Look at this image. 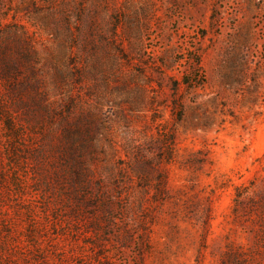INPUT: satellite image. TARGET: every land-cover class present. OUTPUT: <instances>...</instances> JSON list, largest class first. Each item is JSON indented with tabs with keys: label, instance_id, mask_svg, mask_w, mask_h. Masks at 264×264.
<instances>
[{
	"label": "rangeland",
	"instance_id": "rangeland-1",
	"mask_svg": "<svg viewBox=\"0 0 264 264\" xmlns=\"http://www.w3.org/2000/svg\"><path fill=\"white\" fill-rule=\"evenodd\" d=\"M0 264H264V0H0Z\"/></svg>",
	"mask_w": 264,
	"mask_h": 264
}]
</instances>
